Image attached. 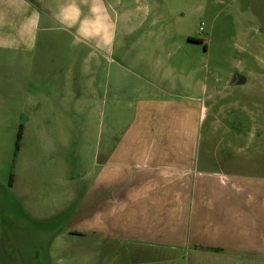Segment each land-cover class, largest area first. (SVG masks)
Returning <instances> with one entry per match:
<instances>
[{"label": "rangeland", "instance_id": "1", "mask_svg": "<svg viewBox=\"0 0 264 264\" xmlns=\"http://www.w3.org/2000/svg\"><path fill=\"white\" fill-rule=\"evenodd\" d=\"M138 3L148 16L131 42L152 34L136 50L141 60L162 65L163 77L140 68L127 72L117 88L121 98L111 97L101 116L72 114L71 126L65 118L50 119L55 112L41 118L16 89L22 82L15 63L0 62V264H264V258L232 262L214 249L201 255L190 245L171 246L174 228L156 231L166 226L157 218L156 229H145L147 216L124 207L118 174L102 167L105 144L137 115L142 99L167 103L168 110L176 101L198 99L203 149L222 148L217 155L223 163L234 154V162L264 165V0L126 5ZM235 72L246 83H231ZM46 73L43 87L52 88L53 72ZM112 78L113 71L111 85ZM62 82L58 74L56 85ZM245 168L264 174L257 166Z\"/></svg>", "mask_w": 264, "mask_h": 264}, {"label": "crops", "instance_id": "2", "mask_svg": "<svg viewBox=\"0 0 264 264\" xmlns=\"http://www.w3.org/2000/svg\"><path fill=\"white\" fill-rule=\"evenodd\" d=\"M126 4L0 0V62L15 63L25 91L22 85L16 89L26 93L41 118L55 112L50 119L65 118L71 126L72 114L89 112L92 118L108 113L111 97L121 98L120 80L135 69L155 71L162 79V65L141 60L143 52L136 50L152 34L131 42L148 16L147 7L138 3L128 9ZM47 71L53 72L52 88L43 87ZM58 74L61 86L56 85ZM142 100L137 115L103 149V171L118 174L125 209L144 213L147 230L156 229L157 218L166 226L156 231L172 226L177 242L171 246L190 245L201 255L214 249L232 262L264 258V174L245 168L257 166L264 172V165L248 159L234 162V154L223 163L217 155H223L222 148L203 149L205 116L198 99L176 101L170 110L162 101Z\"/></svg>", "mask_w": 264, "mask_h": 264}, {"label": "flooded vegetation", "instance_id": "3", "mask_svg": "<svg viewBox=\"0 0 264 264\" xmlns=\"http://www.w3.org/2000/svg\"><path fill=\"white\" fill-rule=\"evenodd\" d=\"M243 75L244 74H241L239 72L233 73L231 77V83H233L234 85H238L237 82L240 80V77Z\"/></svg>", "mask_w": 264, "mask_h": 264}, {"label": "water", "instance_id": "4", "mask_svg": "<svg viewBox=\"0 0 264 264\" xmlns=\"http://www.w3.org/2000/svg\"><path fill=\"white\" fill-rule=\"evenodd\" d=\"M246 81H247V78H246V76H241L240 77V80L237 82V84H244V83H246Z\"/></svg>", "mask_w": 264, "mask_h": 264}, {"label": "trees", "instance_id": "5", "mask_svg": "<svg viewBox=\"0 0 264 264\" xmlns=\"http://www.w3.org/2000/svg\"><path fill=\"white\" fill-rule=\"evenodd\" d=\"M21 138V128H20V131H19V139Z\"/></svg>", "mask_w": 264, "mask_h": 264}, {"label": "built area", "instance_id": "6", "mask_svg": "<svg viewBox=\"0 0 264 264\" xmlns=\"http://www.w3.org/2000/svg\"><path fill=\"white\" fill-rule=\"evenodd\" d=\"M201 30H202V27H201Z\"/></svg>", "mask_w": 264, "mask_h": 264}]
</instances>
